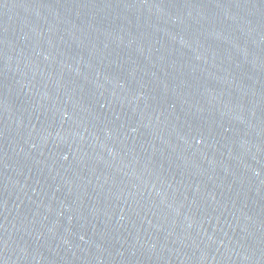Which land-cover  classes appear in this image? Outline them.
Returning a JSON list of instances; mask_svg holds the SVG:
<instances>
[{"label":"water","instance_id":"water-1","mask_svg":"<svg viewBox=\"0 0 264 264\" xmlns=\"http://www.w3.org/2000/svg\"><path fill=\"white\" fill-rule=\"evenodd\" d=\"M0 264H264V0H0Z\"/></svg>","mask_w":264,"mask_h":264}]
</instances>
